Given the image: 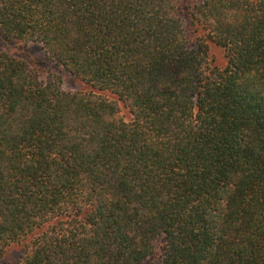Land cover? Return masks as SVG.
Wrapping results in <instances>:
<instances>
[{
	"label": "trees",
	"instance_id": "16d2710c",
	"mask_svg": "<svg viewBox=\"0 0 264 264\" xmlns=\"http://www.w3.org/2000/svg\"><path fill=\"white\" fill-rule=\"evenodd\" d=\"M0 38L86 86L0 49V262L264 264V0H0Z\"/></svg>",
	"mask_w": 264,
	"mask_h": 264
},
{
	"label": "rangeland",
	"instance_id": "374dc122",
	"mask_svg": "<svg viewBox=\"0 0 264 264\" xmlns=\"http://www.w3.org/2000/svg\"><path fill=\"white\" fill-rule=\"evenodd\" d=\"M0 49L7 50L13 54L25 59L31 66L37 68V70L43 75L47 71L56 72L61 76V85L65 89L69 90H81L85 89L86 86L79 80L73 78L68 72H66L62 67L56 65L54 62L50 61L44 52L41 44L36 42H29L26 45L14 44L5 42L0 38ZM212 52L215 56V62L223 64V59L218 48L212 46ZM121 114L124 117L128 116L126 109L122 107ZM31 237L27 236L25 240L10 244L5 252L4 258L1 260L0 264H15L17 258L22 254L24 243ZM155 258H150L142 264H152Z\"/></svg>",
	"mask_w": 264,
	"mask_h": 264
}]
</instances>
